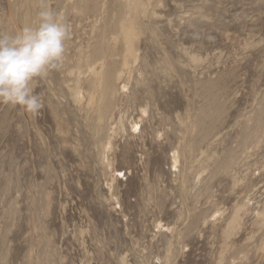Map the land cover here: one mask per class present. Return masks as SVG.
Listing matches in <instances>:
<instances>
[{"label": "rangeland", "instance_id": "1", "mask_svg": "<svg viewBox=\"0 0 264 264\" xmlns=\"http://www.w3.org/2000/svg\"><path fill=\"white\" fill-rule=\"evenodd\" d=\"M71 25L38 115L0 104V264H264V0H0Z\"/></svg>", "mask_w": 264, "mask_h": 264}, {"label": "clouds", "instance_id": "2", "mask_svg": "<svg viewBox=\"0 0 264 264\" xmlns=\"http://www.w3.org/2000/svg\"><path fill=\"white\" fill-rule=\"evenodd\" d=\"M37 15L35 24L0 34V104L32 116L44 107L34 83L63 65L72 36L63 13L43 8Z\"/></svg>", "mask_w": 264, "mask_h": 264}]
</instances>
